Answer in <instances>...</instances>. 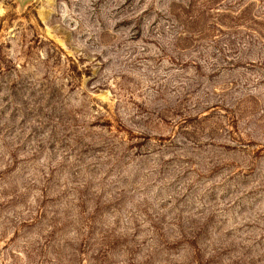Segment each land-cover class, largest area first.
<instances>
[{
	"label": "rangeland",
	"instance_id": "374dc122",
	"mask_svg": "<svg viewBox=\"0 0 264 264\" xmlns=\"http://www.w3.org/2000/svg\"><path fill=\"white\" fill-rule=\"evenodd\" d=\"M0 264H264V0H0Z\"/></svg>",
	"mask_w": 264,
	"mask_h": 264
}]
</instances>
